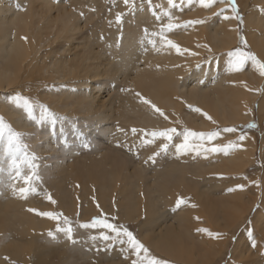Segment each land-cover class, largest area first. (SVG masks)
Returning <instances> with one entry per match:
<instances>
[{"label":"bare ground","instance_id":"6f19581e","mask_svg":"<svg viewBox=\"0 0 264 264\" xmlns=\"http://www.w3.org/2000/svg\"><path fill=\"white\" fill-rule=\"evenodd\" d=\"M71 1L82 8L92 3L94 7L99 3L104 7L107 2L0 0V116L20 132L22 138L26 136L25 140L33 148L38 140H42L45 146L41 147L39 143V157L53 155L54 145H50L52 137H49L48 124L43 123L38 131L36 123L28 118L23 102L18 103L16 100L17 93H27L28 82L34 87L38 81L40 93L47 100V105L57 111L60 117L65 114L67 119L73 121V126H82L88 137L92 138L94 133H99L111 141L122 140L125 146H131L137 159L135 164L118 168L113 161L114 167L104 166V172L98 180L92 178L83 186L80 185V193L87 200L88 213L96 214L94 205L91 204V207L87 199L95 197L104 212L115 214L121 222L137 224L139 241L149 250L147 258L143 253L138 256L143 264L152 258L161 264H214L227 249L235 230L245 223L259 197L260 206L251 220L253 232L246 226L238 233L230 249V259L232 264H264V173L259 188L257 186L252 189L254 191L250 187L249 191L243 189V177L254 163L256 145L251 138L241 141L238 134L223 131L228 127H245L254 123L252 112L255 107L258 121L264 117V91L261 99L259 92H255L263 78L259 74V67L251 60L247 61L244 77L237 79L235 73L225 76V71L216 72L213 68L215 60H211L215 58L204 61L201 57L202 53H218L219 65L223 64L222 61L228 59L225 55L227 51L237 44L235 19H224L225 16H233L228 5L216 4L215 7L224 9L225 14L214 18L206 27L207 39L200 36L202 32L197 34L193 30L194 26L166 31L164 27L169 23V18L164 17L163 13L158 10V18L154 16L156 13L151 15L135 7L132 10L135 24L141 25L148 21L147 32L134 31L131 38L123 37L117 44L120 40H116L119 29L114 27L108 34H104L105 41H97L96 35L105 32L110 26L106 24V19L111 18L112 11L106 12L104 19L98 16L100 20L91 27V32L81 38V42L75 41L76 47L87 49V56L82 62H73L78 53L73 54V58L68 56L72 45L69 43L74 40V35L81 34L85 24L71 25V17H75L76 12L72 16L68 15L66 23L58 17L61 11L67 9L63 4ZM115 1L118 10L122 9V0ZM176 1L188 5L187 0ZM151 2H159L163 7L168 5V0ZM198 4V0H193L190 5L197 7ZM236 4L245 12L247 42L258 59L264 61V0H236ZM259 6L261 11L257 10ZM54 12L58 15H52ZM169 13L173 16L181 15L174 8L169 9ZM196 13H199L196 14L199 17L200 13L203 16L209 10ZM88 16L92 19L95 14ZM90 18L83 16L78 20H84L85 23ZM154 27L156 30H152ZM162 28L166 40L173 41L181 52L169 47L159 35H152L154 31L160 33ZM147 36L154 37L155 47L149 43L151 39ZM52 40H62L65 44L51 51L53 59L45 67L41 62L45 58L42 49ZM96 41L98 48H95ZM205 44L212 49L211 52L203 47ZM103 49H107L108 53ZM108 82L116 85L112 97L109 95L112 87L109 86V90L105 88ZM47 84L52 85L49 91L45 90L50 86ZM121 88H128L129 91H122ZM140 96L155 104L168 119L142 103ZM193 108L202 111L195 112ZM202 113H207L211 120ZM178 127L181 131L177 130L171 141L144 135V131L151 133ZM216 127L222 129L220 132L224 140L215 139L213 143L222 148L232 142L237 147L229 148L227 152L204 150L196 154L190 148L187 152H177L176 145L183 143L185 129L209 133ZM71 128L66 132L67 137H70L68 142L71 137L79 135L78 128ZM133 128L137 129L135 134ZM31 136H35V139L30 140ZM145 140L152 143L145 144ZM67 141L62 142L63 151L69 150H65L70 145ZM165 143L168 148L162 151L161 147ZM209 144L204 141V145ZM259 150L264 159V139ZM60 164L55 163L54 167L45 164L39 169V174L44 176L43 187L55 191L58 200L54 198V204L48 200L49 194L41 195L39 187L35 192H29L27 199H21L9 185L15 183L18 187L24 186L23 181L10 180L9 156L0 148V264H47L48 258L53 255L60 259V264L77 263V260H72L70 250L51 246L53 237L47 235V230L52 222L28 211L31 208L39 212L63 210L68 214L73 213V203L63 185L65 181L73 180L71 169H68L70 164L63 161ZM28 171L24 163L23 172ZM73 184L75 186L74 181ZM231 185L242 189L227 191L226 188ZM249 192L252 198L247 197ZM178 198H182L185 203L176 208ZM199 228L208 229L214 235L197 231L199 236H195L192 230ZM217 233L220 234L218 238L215 236ZM53 235L60 238L62 233L53 232ZM77 254L78 260L86 258L78 251ZM48 264H54L53 260ZM104 264L121 263L115 258H106Z\"/></svg>","mask_w":264,"mask_h":264},{"label":"rangeland","instance_id":"374dc122","mask_svg":"<svg viewBox=\"0 0 264 264\" xmlns=\"http://www.w3.org/2000/svg\"><path fill=\"white\" fill-rule=\"evenodd\" d=\"M191 1H193V0H187L188 5H187V3H185V6H184L183 2L174 0V4H169L168 3V5H166V7L161 6L159 4V2H156L157 4L155 2H151V4H149L148 0H134V3H135V7L136 8L139 7V9L141 11L146 10L151 15H154L156 13L154 16L158 17V18H159L158 10L161 13L164 14V17L169 18L168 15H170V16L172 15L171 13H169V9L174 8L175 11L177 12V14L180 13L181 15H177V16H173L172 15L173 16V18L171 19L172 21L169 20L168 22H171L173 24L179 25V27H193L194 26L195 28L193 27V30L196 31L197 34L202 32L201 33L202 35H200V36L207 39L208 35H206L207 34L206 27L209 25L210 22L213 21L214 18H218L219 16L221 17L225 13L218 14V13L221 12V9H218V7H215L217 3H214L210 7H207L205 9V7L201 6L200 4H198L197 7H191V5H190ZM116 2L117 1H115V0H107L106 5L104 7H101V5L99 3L98 5L95 6L96 8L94 7L93 3H92V5L89 4L91 6H86L84 8H82L81 6H79L77 4H76L77 6L74 5L75 4L74 1H71L70 3H66V4L64 3L63 4V5L66 6L67 9L61 11L62 13L58 16L60 18L61 22L66 23L68 18H69V16H72V13L76 12L75 15H74L75 17H71V25H75V24H77V25H82L83 24L84 25L85 24L84 29H82V31L80 32L81 34L79 35V33H77L76 35H74V38H73L74 40L71 41V43H69V44H72V45H70L71 46V49H70L71 51L69 52L70 54L68 56H71L73 58V54H77L78 53L77 54L78 57H76L75 60L73 59V62L74 61L82 62L84 60V57L87 56V53H85L87 51V49L86 48L84 49L82 46L76 47L77 45H76L75 41L76 42H81L83 40V39L81 40V38L85 37V35H87L89 33V31L91 32V30H90L91 27L95 26V24L98 23V21L100 20V18L98 16H102V18L104 19L105 15H106V12L112 11V12H110L111 13V18L106 19V24L109 23L110 26H108L106 28L105 32L99 33V34L96 35L98 37L97 41L99 39H102V40L105 41L106 37H105L104 34H108L112 29H114V27L115 28L117 27V29H119L118 33H117L118 36L116 37L118 39H116V40L117 41L119 39L120 40L118 42L115 41V42H117V44L120 43V41L122 40L123 37L131 38L132 37L131 33L134 32V31H137V30L145 31V29L147 30L148 26L146 27V23L148 21L142 22L141 25L135 24L136 21L134 19V16H132L134 14L132 12L133 8L126 7L125 4L123 3V0H122L121 1L122 9L118 10V8L116 6ZM84 3H86V0L84 1ZM138 3L139 4H143L144 6L143 5H139ZM75 6H76V8H75ZM182 6L184 8L187 7L186 10H184V8ZM198 7H200V8H198ZM227 8H230V10H231V6L228 5ZM203 10H205V11L209 10V13L211 12L210 15H209V13H206V14H204L202 16V14L200 13L199 17H197L196 14H199V13H196V11H200L201 12ZM257 10L261 11V7L260 6L257 7ZM100 12H101V14H100ZM182 12L184 13V16H183ZM117 13H123L124 14L122 16L121 22L118 25H117L116 19H115ZM190 13H193V14L190 15ZM53 14H54V16L58 15V13H55V12L52 13V15ZM88 14H91V15L95 14L96 18L94 17V18L91 19L88 16ZM244 14H245V12L238 8V15L243 18V23H240L237 19H235V22H236L235 25H236V28L238 30V42H237L236 45H234L230 49V51H227V54H225V55L228 56V59H227L228 61L227 60L222 61V63L223 62L224 63L219 65L218 56L220 54H218V53H210V54L202 53L201 54V57H202V59L204 61L205 60H209L211 58H215V59H211V60H215L213 68H214V70L216 72L220 71V72L224 73V71H225V76H228L230 73H235L237 79H241V77H244L243 73H244V70H247L246 67H248L247 66L248 62L246 61L245 65H244V67H243V69L241 71H238V72L237 71H231L229 62L231 61L232 58L228 55V53L239 48L240 50H243V51H250L251 53L255 54V56L258 58L257 54L254 53V51L252 50L251 46H249L248 42H247V47H245V45L240 43V38L241 37H243L247 41L246 35H245V29H244V25H245L244 24ZM232 15H234V14L232 13ZM83 16H85L86 19L90 18V21L87 20L88 22L84 23V20H78L79 18H81ZM129 16H130V18H129ZM205 16H209V17L207 18ZM184 18H185V20H184ZM202 18H204V19H202ZM75 20H76V22H75ZM77 20H78V23H77ZM187 20L188 21H191V20H203L205 22L202 23V24H195V25L189 24V25L185 26ZM59 25L60 24L58 22L57 26H59ZM157 27L160 28L161 25L158 24ZM164 28H166V27H164ZM201 28H203V31H202ZM152 30H156V28L154 27V28H152ZM166 31H168L167 28H166ZM99 32H101V31H99ZM157 32L158 31H154V33H157ZM127 35H129L130 37L127 36ZM204 35H205V37H204ZM147 37H149V39H151V40H155L154 37H152V36H151L152 38H150V36H147ZM93 41H95V40H93ZM97 41L95 43V48H98ZM49 42L50 43L45 45L43 47V49H42V51H43L42 54H44L43 57H45V58H43L41 60V62H42V65L45 66V67H46V63L49 62L50 59H53L52 58L53 56L51 55L52 54L51 51L54 48L60 47L63 44H65L64 42H62V40H59V41L58 40H52V41H49ZM84 42H86V41H84ZM205 45H207V44H205ZM102 51H104V52L107 51L106 53H108L107 49H103ZM222 55H224V54H222ZM57 56L62 57L63 55L57 54ZM47 66H49V64ZM262 78L263 79L260 82V87H258V89L255 90L256 93L259 92L258 93L259 96H260L259 99H261L262 93L264 91L263 90L264 89L263 88L264 87V85H263L264 84V81H263L264 77H262ZM36 83H37V85H35L33 87L31 82H28V84L26 86L27 93L24 94V95H19V93H17V95L18 96H22V97H24L26 99H29L33 103V110H32L31 115L28 114L29 115L28 118L30 119V121L33 120L36 123V125L38 126V131L42 127L43 123L48 124L49 137H52V139H50L49 141L51 142L50 143L51 146L54 145L53 146V150H54L55 153H53V155H46L45 154L42 157H39V143H40L41 147L45 146L44 144H42V140H38L37 145L34 144V148H33L30 144L27 143V141L25 140V138H26V136H25L23 138V143H24V145L27 146V148H26V150H22L21 151V153L19 154V159L20 160L22 159L21 161H23V159L25 157H26V159H30L31 155L34 154L35 157H36L34 163L38 166V169H37L38 170V174H39V169L42 168L45 164H46L45 166H47V167H54L55 163L60 164V163H62V161L64 163H69L70 164L68 169H71V170L74 169V171L72 170L73 173L70 170V173H71V175L73 177V180L72 181L67 180V181H65L63 183L64 189H65L67 195H69L70 200L73 203V206H74L73 213L72 214H68V213H66L63 210H55V211H51V212H53V213H62L63 216H67L72 221L73 236H74V239L76 240V243H72L71 241H69L66 238V235L63 232H56L57 226H63V216H61L59 220H51V219L45 217V218H47L48 220H50L52 222V225H51L50 229L47 230L48 232L52 231L54 233H62L60 238L55 237V239L52 240L53 243H52L51 246L60 247L61 249H65V250H70L71 256H72V260H77L76 264H104L106 258H108V259L109 258H115L121 264H132V262L134 260H138V256H137L135 251H131L132 249L129 247L128 244L125 243V244L121 245L119 243V238L117 240H113V241H103V240H101L99 238L102 233L105 234V235H111V236H114L115 233H110L107 229H102L100 227L85 229V228H81L79 226L82 223H90L92 221V219H94V218H96V219H104V220H107V222H109V223H114V224H117V225H121V224L124 225L139 240L138 233H137L138 232L137 224H135V223H133V224L129 223L128 224L126 222H121L115 214L112 215V213L109 214V213L104 212L103 208L101 207V205L97 203V200H96L95 197H91V198H87V199H88V202H89L90 206H91V204L94 205L93 208L96 210V214L88 213V210H86V208H87L86 207L87 206V203H86L87 200L85 199V196H82L81 193H80L81 186H83L84 183H87L89 179L93 178L95 180H98L100 178V176L102 175V173L104 172V168L107 165H112L114 167V165L112 163L113 161L116 163L118 168L122 167L123 165H126L127 167L131 166V163L135 164V161H137V159L135 158L134 153L131 150V146H129V147L125 146L124 145V141H122V140L116 141V142L111 141L110 139L104 137L102 134H99V133H94L92 135L93 136L92 138L88 137V134H86L84 132V128L82 126L81 127H79V125H74L73 126L72 125L73 121L71 119H67L66 118L67 116H65V114L63 115V117H60V115H58L57 111H54L51 107H49L47 105V102H46L47 100H44L42 95H41V93H40L41 87L39 86V82L37 81ZM47 85H50V84H47ZM107 85H108V87H105V88H107L108 90H109L110 87H112V88H110L111 91L109 93V95L112 97L115 94L116 85L111 84V82H108ZM49 88H52V85H50L48 88H45V90H48ZM121 90L122 91H124V90L125 91H129L128 88H124V89L121 88ZM105 92H106V90H105ZM259 99L256 100V103H258ZM41 106L47 107L48 109H50L51 113L55 114V116H56L55 122H53V120L50 118V116L48 114L43 112V109H42ZM254 109L255 110L252 112L253 113L252 117L254 119V123H251V124H255L256 127L249 128L248 125H246L245 127L244 126H238V127H235L237 129V131L236 132H232V133L238 134L237 135L238 137L243 135V136H245V139L246 138L247 139H250V138L253 139L254 142H255V145H256V150L254 151V156H253L254 163L247 170V173L244 174V177H243L244 178V183L247 184V185L244 184L243 189H246L248 191H249V187H250V190H252V189H256L257 186H258V188L261 186V182H260L261 181V175L264 173V159L261 158L260 152H259L260 151L259 150L260 143L264 139V117L259 122L258 121L259 118L256 116L257 115L256 107ZM35 113H36V115H35ZM62 119H66L67 122H66V120H62ZM71 127H73V129H77L78 128L77 130L79 132V135L71 137V139H69V142H68L67 140L70 137H67L68 136L67 133L69 132V130L72 129ZM68 128H70V129H68ZM62 129H63V131H62ZM177 130L179 132L181 131V129L179 127L177 128ZM221 130L222 129L219 128V127L218 128L216 127L214 130H212V132L217 131V132L220 133L219 137L215 138V139H217V141L224 140V137H223L222 133L220 132ZM41 131H43V130H41ZM196 132L197 133H201L199 131H196ZM209 133H211V132H209ZM34 139H35V136H33V137L31 136L30 140H34ZM37 139H39V136L37 137ZM215 139H213V140H215ZM190 140H189V142L191 143L190 144V149H192L193 152L196 153V154L204 151V149L218 146L216 143L212 142L213 140L210 141V142L207 139L199 140V139H196V138H190ZM66 141L68 142V145L70 143L69 147L71 149L72 148H74V149L71 150L67 146V148L65 150H67V149H69V150L63 151L62 142L66 143ZM204 141H208L210 144L209 145H204ZM183 142H184V139H183ZM201 142H202V144H201ZM200 145H203V147H200L199 151H197L196 149ZM122 146H123V148H125V147H127V148L122 149L121 148ZM37 147H38V149H37ZM96 147H100V149L96 148ZM0 148H3V152H5L4 145L1 144V143H0ZM44 149L45 148H43V150ZM93 150H95L96 152L93 151ZM25 151L28 154L27 156L25 155ZM70 151L72 152L71 153L72 155H70ZM112 152H114V153H112ZM119 154H121V155H119ZM92 159H94V160H92ZM121 161H123V163ZM44 162H45V164H44ZM42 164H44V165L42 166ZM23 165H24V163H22V165H21V170L22 171H23ZM86 172H87V174H86ZM87 175H88V177H87ZM256 175H257V177H256ZM42 176H43L42 174H39L40 179L38 181H35L34 186H35L36 190H37V187H39V189H40L39 192L41 193V195L47 193V194H49L51 196L52 200H54V198L57 199L56 196H55V191L49 190L48 188H44L43 187L44 176L43 177ZM73 181L75 183V186L73 184ZM251 184H252V186H251ZM232 186L233 185L227 187L226 190L227 191H231V189H235V190L242 189L241 187L236 186V185H235L236 187H232ZM228 188L230 190H228ZM236 188H238V189H236ZM252 191H254V190H252ZM53 194H54V196H53ZM247 197L252 198L251 192H249L247 194ZM260 201H261V198L259 197L258 198V202L254 206V208L251 210L249 216L245 220V223L242 224V226L238 227L237 228L238 230L236 229L237 231L235 230L234 236L231 237V239H230L231 241H228L227 249L224 250V253H222V257L215 262L216 264H230V262H231L230 249L232 248L233 244L235 243V240H236V237H237L238 233L240 231H242V229L244 227L247 228L246 226H249L248 229L249 228L253 229L251 220H252L253 215L255 214V212L257 211V209L260 206V203H261ZM113 218H115V219H113ZM141 220H142V218H141ZM252 229H251V231H252ZM248 231H250V230H248ZM192 232L193 233L195 232V234H194L195 236L196 235L199 236V234H196V233H198L197 229H193ZM92 236H96L97 239L95 241H93L90 238ZM202 237H204V236L202 235ZM123 239L126 240L127 238L123 237ZM205 239H206V237H205ZM253 244H254V242H253ZM77 251L79 253L83 254L86 258L78 260ZM56 257L57 256L53 255L50 258H48V260H49L48 263H50V261L53 260L54 264H60V262H59L60 259H57ZM231 264H232V262H231Z\"/></svg>","mask_w":264,"mask_h":264},{"label":"snow or ice","instance_id":"6c2138e0","mask_svg":"<svg viewBox=\"0 0 264 264\" xmlns=\"http://www.w3.org/2000/svg\"><path fill=\"white\" fill-rule=\"evenodd\" d=\"M123 3L125 4L126 7H131L135 8V3L134 0H123ZM169 4H174V0H168ZM199 3L201 6L207 8L210 7L214 3H221V4H227L231 6V11L234 14L232 17L225 16L224 19H237L240 23H243V18L238 15V7L236 5V0H199ZM149 4H151V0H149ZM224 12V9H221V12L218 14H222ZM123 13H117L116 14V23L119 24L122 20ZM172 17L169 16V20L171 21ZM205 21L203 20H192V21H187L186 25H195V24H202ZM168 31H172L174 28L179 27V25L173 24L169 22L166 26ZM145 32L147 30L145 29ZM164 28L161 29L160 33H152L153 36L159 35L161 40H165L166 44L169 47L175 48L177 52H181V49L179 48L178 45L173 43L171 40H166V38L163 35ZM26 39V38H24ZM149 43L155 47V41L149 40ZM240 43L245 45L247 47V41L241 37L240 38ZM200 45H198L199 47ZM203 47L208 48V51L211 52L212 49L208 47L207 45H203ZM184 51H187V49H184ZM195 55V53H193ZM228 55L232 58L230 61V70L232 71H241L245 65V62L248 60H251L253 64L257 65L259 67V74L264 77V61L259 60L255 54L251 53L250 51H243L240 50L239 48L231 51L228 53ZM139 96L140 94L137 93ZM141 102L148 105L149 107L152 108L154 112L159 113L161 116L164 117V119H168L167 116H165L164 112L159 109L155 104H153L150 100L144 98L143 96H140ZM17 102L19 103L20 101H23V104L25 108L27 109V112L29 115H31L32 110H33V103L29 100L26 99L22 96H17L16 97ZM43 109V112L48 114L50 118L55 122L56 116L54 113H51L50 109H48L45 106H41ZM191 107V106H189ZM195 112H201L202 110L199 108H193L192 109ZM205 115L209 120H211L210 116H207V113H202ZM215 123V121H213ZM249 128H254L256 127L255 124H249ZM144 131V130H141ZM177 129L176 128H169L163 131H152L151 133H148L147 131H144L145 137L150 135L153 139L155 138H163L167 141H171L173 139V134L176 133ZM224 132L232 133L236 132L237 129L235 127H228L223 129ZM133 134L137 132V129L133 128L132 129ZM220 133L217 131L211 132V133H197L194 131H190L185 129L183 136H184V142L176 145V150L177 152L181 151H188L190 148L189 140L190 138H196L199 140H204L205 138L210 142L213 139L219 137ZM241 141L245 139V136L241 135L239 137ZM145 144L152 143L150 140H145ZM0 143L4 145V150L6 154L9 156V168H8V176L10 180L12 181H23L24 186H17L15 183H11L9 186L12 188V191L14 194H18L21 199H27L29 192H35L36 188L34 186L35 181H38L40 179L39 174H38V166L34 163L36 157L34 154L31 155L30 159H25L24 161H21L19 159V154L21 153L22 150H26L27 146L24 145L23 143V138L22 134L12 128V126L5 121V118L3 116H0ZM203 147V145L198 146L196 149L199 151V148ZM237 147L236 144L229 142L227 145H224L223 148L220 146L204 149L205 151H210V152H218V151H225L227 152V149ZM168 144L165 143L162 145L161 150H167ZM25 155L27 156L28 154L25 151ZM151 159V158H150ZM22 163H26L28 166L29 171L28 172H23L21 170V165ZM53 204L55 203L54 200H52L51 196L48 195L47 197ZM185 203V201L182 198H178L176 201V208H179L181 204ZM194 206V205H193ZM29 212H34L35 214L42 216V217H47L51 220H59L61 216H63L62 213H53V212H39L36 209H28ZM115 219V218H113ZM81 228H97L100 227L102 229H107L110 233H115L114 236L111 235H105L101 234L100 239L103 241H113L117 240L119 238V243L121 245L123 244H128L129 247L134 250L137 254V256H140L141 253H143L144 257H148L149 250L147 247H145L135 236L134 234L128 230L127 227L124 225H117L114 223H109L107 220L104 219H92L90 223H82L79 225ZM198 232H204L207 233L209 236H213L214 234L210 232L208 229L205 228H199L197 229ZM56 232H63L66 235V238L71 241L72 243H76V240L74 239L73 236V227H72V221L67 217L63 216V226H57ZM48 235L50 237H53L55 239V236L53 235L52 231L48 232ZM215 236L218 238L220 236L219 233L215 234ZM123 237H126L127 239H123ZM93 241L97 239L96 236L90 237ZM132 264H143V261L141 260H134ZM147 264H161L160 261L155 260L154 258L148 259Z\"/></svg>","mask_w":264,"mask_h":264}]
</instances>
